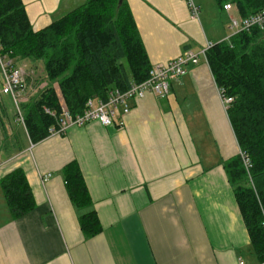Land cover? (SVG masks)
<instances>
[{
	"label": "crops",
	"instance_id": "0c3cea01",
	"mask_svg": "<svg viewBox=\"0 0 264 264\" xmlns=\"http://www.w3.org/2000/svg\"><path fill=\"white\" fill-rule=\"evenodd\" d=\"M21 1L39 32L90 0ZM125 1L152 66L228 39L208 38L184 0ZM198 4L202 14L207 2ZM22 64L25 104L47 83L38 63ZM186 69L170 81L167 96L132 102L113 126L90 123L37 144L15 120L11 98L0 95V179L23 169L35 201L32 212L12 219L1 191L0 264H264L225 170L240 148L220 91L204 57ZM73 162L92 200L83 211L62 175ZM46 174L51 178L42 184ZM89 212L101 229L91 238L80 225Z\"/></svg>",
	"mask_w": 264,
	"mask_h": 264
},
{
	"label": "trees",
	"instance_id": "16d2710c",
	"mask_svg": "<svg viewBox=\"0 0 264 264\" xmlns=\"http://www.w3.org/2000/svg\"><path fill=\"white\" fill-rule=\"evenodd\" d=\"M214 2L223 12L226 4H232L242 18L264 10V0ZM0 42L16 66L26 60L43 63L47 87L20 107L33 144L48 138L50 129L58 124L62 111L55 84L69 113L77 116L84 112L89 100L106 101L112 90L126 92L132 84L145 82L153 68L125 0H90L39 32L33 30L21 0H0ZM206 61L218 89L233 100L227 114L240 155L228 160L225 170L252 249L263 262L264 29L256 28L213 44L206 52ZM62 175L74 206L79 211L89 209L92 200L77 163L68 164ZM0 187L12 219L35 209L23 169L3 176ZM80 225L88 238L101 231L94 212L84 213Z\"/></svg>",
	"mask_w": 264,
	"mask_h": 264
},
{
	"label": "built area",
	"instance_id": "2783aa9c",
	"mask_svg": "<svg viewBox=\"0 0 264 264\" xmlns=\"http://www.w3.org/2000/svg\"><path fill=\"white\" fill-rule=\"evenodd\" d=\"M187 4L191 16L200 20L201 7L198 0H184ZM224 11L228 14L230 20V28L234 35L250 32L253 29H264V10L256 15L248 18H242L239 15H233L234 7L232 4H226ZM228 40V39H227ZM213 47L212 43H208L204 50L195 53L191 50L184 51L176 59H172L166 63L153 66L148 80L141 84H132L126 92L112 90L109 92L106 101H98L91 99L87 102L84 112L77 116H72L64 100L58 91V97L61 106V115L58 124L49 131L51 137L64 135L70 129H80L90 123H98L102 127L113 126L119 114L127 115L131 110V103L140 101L151 93L160 97H165L170 92V81L183 77L187 74V66L198 65L200 58L206 59V52ZM28 94L26 71L16 66L14 61L10 59L4 52L0 42V95L11 98L17 115V122L25 126L24 118L21 111V105L24 103ZM220 98L226 107L230 106L232 99L225 97L220 91ZM46 112L55 117L54 113L46 110ZM122 125V122L120 123ZM21 157V155H20ZM2 161H0L1 167ZM50 174L41 177L42 184L49 182ZM241 264H244L243 262Z\"/></svg>",
	"mask_w": 264,
	"mask_h": 264
},
{
	"label": "rangeland",
	"instance_id": "374dc122",
	"mask_svg": "<svg viewBox=\"0 0 264 264\" xmlns=\"http://www.w3.org/2000/svg\"><path fill=\"white\" fill-rule=\"evenodd\" d=\"M203 1L204 3L205 1L207 2V7L205 6L204 11L200 16L204 33L208 36V38H213L214 36L215 38H219V37L222 38L223 36L227 37L228 39L231 38L234 35V32L230 28L229 20H227V17H222V15H220L219 9L215 4L214 0H203ZM17 65L20 68H23L22 62H19ZM38 65L41 69H43V63H38ZM13 108H15V106ZM1 191L2 190L0 187V195H2L3 197ZM3 207L6 211L7 206L5 202L3 203Z\"/></svg>",
	"mask_w": 264,
	"mask_h": 264
},
{
	"label": "water",
	"instance_id": "95a60500",
	"mask_svg": "<svg viewBox=\"0 0 264 264\" xmlns=\"http://www.w3.org/2000/svg\"><path fill=\"white\" fill-rule=\"evenodd\" d=\"M121 3V2H120Z\"/></svg>",
	"mask_w": 264,
	"mask_h": 264
}]
</instances>
